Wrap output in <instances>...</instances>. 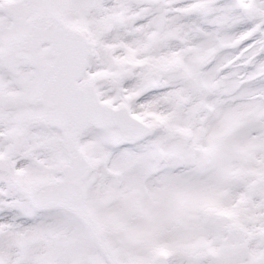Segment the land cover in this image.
Returning a JSON list of instances; mask_svg holds the SVG:
<instances>
[{
  "label": "snow or ice",
  "instance_id": "6c2138e0",
  "mask_svg": "<svg viewBox=\"0 0 264 264\" xmlns=\"http://www.w3.org/2000/svg\"><path fill=\"white\" fill-rule=\"evenodd\" d=\"M0 264H264V0H0Z\"/></svg>",
  "mask_w": 264,
  "mask_h": 264
}]
</instances>
